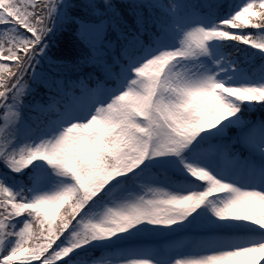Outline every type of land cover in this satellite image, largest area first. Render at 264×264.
<instances>
[{
    "label": "snow or ice",
    "instance_id": "snow-or-ice-1",
    "mask_svg": "<svg viewBox=\"0 0 264 264\" xmlns=\"http://www.w3.org/2000/svg\"><path fill=\"white\" fill-rule=\"evenodd\" d=\"M0 264H264V0H0Z\"/></svg>",
    "mask_w": 264,
    "mask_h": 264
},
{
    "label": "trees",
    "instance_id": "trees-1",
    "mask_svg": "<svg viewBox=\"0 0 264 264\" xmlns=\"http://www.w3.org/2000/svg\"><path fill=\"white\" fill-rule=\"evenodd\" d=\"M65 34H67V33H65Z\"/></svg>",
    "mask_w": 264,
    "mask_h": 264
}]
</instances>
